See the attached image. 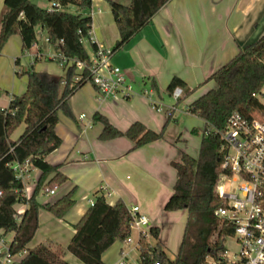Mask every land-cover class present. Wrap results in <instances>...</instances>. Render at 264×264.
Here are the masks:
<instances>
[{
  "label": "crops",
  "instance_id": "0c3cea01",
  "mask_svg": "<svg viewBox=\"0 0 264 264\" xmlns=\"http://www.w3.org/2000/svg\"><path fill=\"white\" fill-rule=\"evenodd\" d=\"M4 1L0 0V17ZM113 1L125 6L131 4V0ZM45 3L46 6H39L50 7L49 2ZM86 14L92 18L90 37L83 40L84 46L87 42L91 46L89 54L93 56V44L111 50L119 39V32L109 2L93 0ZM263 36L264 0H172L166 4L146 27L112 55V64L121 69L136 94L129 99L99 101L95 87L87 83L69 101L73 117L58 112L55 131L62 144L46 161L51 166H59V172L67 180L47 186L54 177V174L49 175L41 185L37 201L46 206L74 192V205L62 219L41 208L39 228L33 240L39 236L38 245L54 250L63 248L66 262L81 264L75 256L68 255L66 247L75 234L73 226L91 207L90 201L103 193L110 205L121 200L128 209L139 207L151 226L159 228L157 242L165 249L172 244L177 246V254L188 214L164 210L177 181L172 163L179 162L182 153L198 156L205 127L204 121L189 113L187 108L216 88L210 76L233 59L240 49ZM43 37L44 46L40 45ZM6 45L0 55V95L2 89L6 93L0 96V109L8 108L11 100L23 92L22 84L25 86L28 82L27 79L19 80L17 71H26L34 64L38 72L57 78L64 76L63 65L56 60L60 49L48 44L44 30H38L36 44L25 53L17 35ZM16 59L20 60L19 67H16ZM57 63L60 69L55 66ZM174 77L193 90L177 107V100L167 91ZM152 82L157 90L151 86ZM96 113L106 117L121 132L139 122L157 133L164 130V139L135 150H132L134 143L125 137L101 141L103 126L92 120ZM82 115L85 119L80 121ZM24 130L25 125H21L12 139L17 140ZM41 176L40 170L31 167L24 178L28 198L33 195ZM53 186H57V190L52 196L47 189ZM15 208L19 214L26 210L25 205ZM134 240L137 241L138 236ZM116 246L118 242L103 255L105 264L117 262Z\"/></svg>",
  "mask_w": 264,
  "mask_h": 264
},
{
  "label": "trees",
  "instance_id": "16d2710c",
  "mask_svg": "<svg viewBox=\"0 0 264 264\" xmlns=\"http://www.w3.org/2000/svg\"><path fill=\"white\" fill-rule=\"evenodd\" d=\"M43 1L49 2L50 7L42 8L34 0H5L0 17V55L8 40L15 35L21 38L22 52L29 51L36 44L38 30L41 29L47 33L48 44L60 49L62 58L56 60L63 65L65 72L62 78H57L36 71L34 64L26 71H17L18 77H27L26 91L14 97L8 108L0 109V230L15 234L10 246L11 254L26 252L18 264H69L64 260L63 250H54L46 245L29 249L28 245L39 228L41 208L62 219L74 205V192L46 206L37 201V196L49 175L54 174V177L47 186L55 182L63 184L67 180L59 172L60 167L51 166L46 158L62 144L55 131L58 112L72 118L71 97L90 83L91 55L83 40L89 37L92 29V18L86 12L91 9L93 0ZM107 1L119 32V39L111 49L114 54L172 0H131L129 6ZM96 50L97 46L93 44V51ZM15 63L16 67L20 66L19 59ZM77 63H82L84 68L80 70ZM77 77L80 80L76 81ZM209 80L215 82L216 88L200 96L187 108L205 124L198 156L182 153L181 160L172 163L177 171V181L172 196L164 206L165 212L186 211L188 214L180 248L175 258L170 259L166 249L157 242L159 228L151 227V238L156 243L152 244L145 238L139 240L140 264H211L210 259L219 264L226 251V239L234 235L232 226L216 215L224 207L217 193L219 181L225 173L221 168V131L234 112L245 117L264 114V105L259 99L264 89V36L240 49ZM151 86L157 90L155 82ZM176 88L183 90L177 107L193 90L183 80L174 77L167 91L173 94ZM170 119L171 116L168 121ZM92 120L103 126L99 136L101 141L125 137L134 143L132 150L164 139V130L157 133L139 122L121 132L99 113ZM21 125H25L23 134L13 140L12 135ZM193 133L197 132L193 130ZM27 161L32 168L42 172L29 198L25 194L24 180L15 169ZM20 204L26 206L22 214L15 208ZM131 224L132 218L123 201L110 205L103 193L97 194L94 205L73 226L75 234L66 251L83 264H105L103 255L116 242H124L132 235Z\"/></svg>",
  "mask_w": 264,
  "mask_h": 264
},
{
  "label": "built area",
  "instance_id": "2783aa9c",
  "mask_svg": "<svg viewBox=\"0 0 264 264\" xmlns=\"http://www.w3.org/2000/svg\"><path fill=\"white\" fill-rule=\"evenodd\" d=\"M112 55L111 50L99 46L91 56L89 79L99 101L129 99L136 94L121 69L112 64ZM58 57L62 58L61 55ZM77 66L80 70L84 68L82 63H77ZM172 95L178 100L183 96V90L176 88ZM153 106L156 107L154 103ZM84 119L85 115L79 118L80 121ZM221 138V168L225 173L221 176L217 193L224 207L216 215L234 229L231 238L238 245V251L230 254L226 248L219 264H264V114L245 117L238 112L232 113L221 131ZM30 168L29 161L15 167L23 180ZM56 190L57 186H53L47 189V193L53 196ZM93 205L94 200L90 201V206ZM128 211L132 218V232L137 234L138 240H134L132 233L124 241L131 249L121 250L115 264H140L139 240L151 238V223L140 213L139 207H131ZM14 235L0 230V264H18L26 256V252L11 254ZM133 244L135 246H129ZM133 251L138 252L136 262L130 261ZM209 262L214 264L213 260Z\"/></svg>",
  "mask_w": 264,
  "mask_h": 264
},
{
  "label": "rangeland",
  "instance_id": "374dc122",
  "mask_svg": "<svg viewBox=\"0 0 264 264\" xmlns=\"http://www.w3.org/2000/svg\"><path fill=\"white\" fill-rule=\"evenodd\" d=\"M34 2L39 6H46V3H45V1H43V0H34ZM72 12H75L74 11V9L73 8H71L70 9ZM45 37V36H44ZM42 38V43L40 42V45H43L44 46V39L45 38ZM86 39H88V38H86ZM85 40V39H84ZM87 42V41H86ZM7 44V43H6ZM7 45H5L4 47H6ZM85 48H86V50L88 51V52H91L92 50H91V46L88 44V42L87 43H85ZM3 51V50H2ZM55 66L57 67V68H61L60 67V65L57 63V64H55ZM18 77V76H17ZM19 78V80H25L26 81V79H27V77L26 76H19L18 77ZM26 85L27 84H25V86L22 84V88L23 87H25L24 88V90H23V92L20 94V95H18V96H21V95H23L24 94V92H25V89H26ZM6 93H5V91H4V89H2V91H1V95L0 96H4ZM259 99H260V102L264 105V89H263V92H262V95L259 97ZM190 144H191V146H193V142L192 141H190ZM42 197H44V195L42 196ZM20 205H22V204H20ZM19 205H17V207H18ZM133 237H134V239H136V237H137V234L136 233H134L133 234ZM149 240H151L150 242L152 243V244H155V242H154V240L152 241V239L151 238H149ZM38 242H39V236L38 237H36V239H34L33 241H31L30 242V244H29V248H34L35 246H37L38 245ZM132 246H135V244H133ZM225 247L228 249V251H229V253L230 254H234V253H236L237 251H238V245L236 244V242H235V240L233 239V238H231V237H229V238H227L226 239V242H225ZM57 250H62L63 248H60V247H57L56 248ZM115 249H116V251H117V255H118V257H119V255H120V252H121V250H124V251H130V248L128 247V245L125 243V242H118V246H116L115 247ZM166 252H167V254H168V257L170 258V259H174L175 258V255H176V252H177V246H173V244H172V246H169V249H166ZM68 255H70V256H72V254L71 253H69L68 252ZM137 258H138V252L137 251H133L132 253H131V258H130V261L131 262H136L137 261ZM211 260V259H210ZM209 260V261H210ZM81 262V261H80ZM81 264H83L82 262H81Z\"/></svg>",
  "mask_w": 264,
  "mask_h": 264
}]
</instances>
